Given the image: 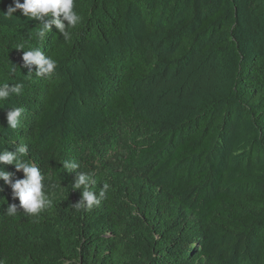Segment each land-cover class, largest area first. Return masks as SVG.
Instances as JSON below:
<instances>
[{"label":"trees","instance_id":"1","mask_svg":"<svg viewBox=\"0 0 264 264\" xmlns=\"http://www.w3.org/2000/svg\"><path fill=\"white\" fill-rule=\"evenodd\" d=\"M76 11L70 42L0 15V84H23L0 103V151L25 145L55 186L38 218L8 216L24 174L0 164V264H264V0H76ZM18 44L53 58L55 74L23 67ZM13 106L24 112L8 130ZM65 160L97 198L109 185L99 206L74 207L83 188Z\"/></svg>","mask_w":264,"mask_h":264},{"label":"clouds","instance_id":"2","mask_svg":"<svg viewBox=\"0 0 264 264\" xmlns=\"http://www.w3.org/2000/svg\"><path fill=\"white\" fill-rule=\"evenodd\" d=\"M14 6H9L7 12L2 15L5 19L13 17L19 11L27 20L40 21L39 28L36 31V36L40 41H44L49 34L52 26L58 30L65 42H70L73 31L82 21V17L76 11V0H13ZM18 19V18H17ZM46 21V22H45ZM67 22V23H65ZM16 50H22L23 67L28 68L32 65L37 67L35 75L37 77H51L57 69L56 61L44 54L39 47H32L25 51L23 44L16 45ZM15 66H13V73ZM32 73L29 71V74ZM23 93V84L15 83L9 86V83L0 84V103H6L13 96H20ZM24 109L22 107H9L6 113L7 129L15 130L19 127L20 117ZM28 149L25 145H16L15 152H10L4 149L0 151V164L15 165L17 171H22L23 179L17 180L11 185L13 199L19 200V206L16 204L8 205L6 214L15 216L18 213V208L22 209L23 213L38 218L41 213L51 207L49 194L54 185H46L45 176L41 170L29 159H25ZM64 169L69 172L76 173V179L73 184L74 189H81L82 200L74 207H84L86 210H91L94 206H99L101 200L105 197L106 191L109 188L108 184H104L99 192V198L94 195V192L89 190L90 185L94 183L89 176L83 172H78L79 164L75 161L65 160L63 162ZM0 180L6 184L10 182V173L0 171ZM3 191V189H0Z\"/></svg>","mask_w":264,"mask_h":264}]
</instances>
